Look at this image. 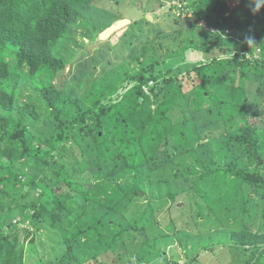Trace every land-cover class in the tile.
<instances>
[{
  "label": "trees",
  "instance_id": "trees-1",
  "mask_svg": "<svg viewBox=\"0 0 264 264\" xmlns=\"http://www.w3.org/2000/svg\"><path fill=\"white\" fill-rule=\"evenodd\" d=\"M179 2L175 26L135 35L95 78L87 18L105 26L143 0H0V264H124L117 248L137 242V264H175L158 245L189 225L171 213L185 196L198 218L237 224L232 264H264V6ZM187 51L204 59L173 73Z\"/></svg>",
  "mask_w": 264,
  "mask_h": 264
},
{
  "label": "rangeland",
  "instance_id": "rangeland-1",
  "mask_svg": "<svg viewBox=\"0 0 264 264\" xmlns=\"http://www.w3.org/2000/svg\"><path fill=\"white\" fill-rule=\"evenodd\" d=\"M163 1V2H162ZM143 0V4L147 7L146 14L151 15V20L144 21L143 18H145V15L142 17L141 13L136 12L137 8L130 9L128 7L123 8V16L124 17H116L114 20L107 22L105 26L100 25L99 20L96 22L93 18H87L88 21H86L88 25V29L90 30L93 26L96 27V30L91 32L92 35H94L93 39H85L84 43H92L93 51L91 52L90 56H82L80 53H77L76 56L73 59L74 64H78V60L80 59L79 56H82V62L83 60L86 61L90 66V73L93 74L94 68H97V71H94L95 78H98L100 75V70L102 68L109 67L111 65H119L118 61L121 58H124L123 55L126 52V46H132L139 42L135 35H143V38L149 34H152V32L156 29H165L169 30L171 25H174V13L173 9L169 8L170 4L172 2L175 3L179 2L180 0ZM234 4H231V7H234ZM91 7V6H89ZM86 10V9H84ZM144 11V10H143ZM142 11V14L144 13ZM97 15V14H96ZM95 14L93 15L96 16ZM189 15V14H188ZM140 16V17H139ZM131 17V19H130ZM139 17V18H138ZM187 17L186 14L182 15V18H179V21L181 22L180 25H184V23H187ZM99 19V17H97ZM101 19V18H100ZM113 19V18H112ZM102 20V19H101ZM134 20V21H133ZM203 21H201L202 23ZM91 26V27H90ZM75 39L78 44L82 42V34L81 31L75 30ZM130 40V44H129ZM202 57V59H200ZM203 54L197 53L193 51L191 53L190 51H187L185 53L184 59L175 58L176 65L174 67L173 73L180 72V70H185L187 67L192 66L194 64H197L198 62H201L203 60ZM198 60V61H196ZM201 60V61H200ZM125 64L128 63L127 59L124 61ZM133 68V67H130ZM116 72H117V68ZM181 71V72H182ZM96 72V73H95ZM64 76L57 77L54 81H60ZM114 79V77H113ZM116 79L113 80V82ZM106 83H111L110 80L105 81ZM152 83V82H150ZM125 84V83H124ZM123 84V86H124ZM257 83H254V86H256ZM69 85H66L67 88ZM23 92L28 93L30 95L34 94V86L32 84H29L28 81L22 86H20ZM253 91H255L258 96L263 98V106H264V85L261 86V90L257 91V88L253 87ZM119 91H123V87L121 86ZM114 96V95H113ZM259 110H262V106L259 108ZM261 116H264V113L261 114ZM220 126L223 127L222 124ZM214 133L222 130L221 128L214 127ZM89 165V169L94 171V167L92 164L87 162ZM127 178L129 179V176L122 177L119 179L120 184H124L127 181ZM208 186V185H207ZM206 187V186H204ZM205 189V188H204ZM209 188L205 189L208 190ZM163 192V191H161ZM200 199H191L192 202H188L189 197L183 198V201L178 203L177 205H182L185 202L184 209L182 211H176L171 212L174 216L175 214L181 221L185 220L189 223V225L186 228H180L178 231H176V235L173 234L174 241L168 245H164L163 243H159V247L161 249L165 250V254L167 255L170 262L175 260L173 253H177L180 255V258L176 261L175 264H182L183 259L182 254L185 251V246L187 248L186 255L192 257L195 252H199V256L197 260H195L192 264H232L235 263L236 256L239 255L237 252H231L230 249V230L231 228L237 227V224L233 222L232 218H229L228 221H226V224L223 225L224 221L219 222V220L216 219V217L212 216L210 214L207 216L206 214H203L201 217L198 218L196 216V213L200 209ZM203 200V199H202ZM205 201V200H204ZM239 202H237L238 204ZM170 203L168 204V206ZM182 207V206H180ZM239 207V205L237 206ZM226 210V211H225ZM223 210L225 213L228 212L227 209ZM226 215V214H225ZM160 221L165 219V211H161L159 213ZM227 217V216H226ZM171 218V216L168 217ZM172 218H174L172 216ZM193 218V221H191ZM175 219V218H174ZM189 220V221H188ZM195 220V221H194ZM224 220V219H223ZM176 222V220L174 221ZM193 222V223H192ZM257 222H254L252 224V231H255ZM162 225V224H161ZM171 224H169L170 226ZM230 225V226H229ZM234 226V227H233ZM152 227V226H151ZM152 230L150 228H147L146 231L142 235H139L143 238H148L153 234L150 235L149 231ZM165 231V230H164ZM168 232V231H167ZM159 233V231H158ZM181 242H180V241ZM187 242V244H185ZM139 243H135L131 246H123L120 245L117 248L116 256L118 258H121L124 262V264H137V261L135 260L134 256L132 255L135 251V245H138ZM208 248V249H205ZM184 250V251H183ZM185 253V252H184ZM185 254H183L184 256Z\"/></svg>",
  "mask_w": 264,
  "mask_h": 264
},
{
  "label": "clouds",
  "instance_id": "clouds-1",
  "mask_svg": "<svg viewBox=\"0 0 264 264\" xmlns=\"http://www.w3.org/2000/svg\"><path fill=\"white\" fill-rule=\"evenodd\" d=\"M256 5H260V6H264V0H255ZM249 42H251L250 38H249Z\"/></svg>",
  "mask_w": 264,
  "mask_h": 264
},
{
  "label": "water",
  "instance_id": "water-1",
  "mask_svg": "<svg viewBox=\"0 0 264 264\" xmlns=\"http://www.w3.org/2000/svg\"><path fill=\"white\" fill-rule=\"evenodd\" d=\"M145 18L148 19V20H151V15L146 14V15H145Z\"/></svg>",
  "mask_w": 264,
  "mask_h": 264
},
{
  "label": "built area",
  "instance_id": "built-area-1",
  "mask_svg": "<svg viewBox=\"0 0 264 264\" xmlns=\"http://www.w3.org/2000/svg\"><path fill=\"white\" fill-rule=\"evenodd\" d=\"M179 3H180V2H176V1H175V3H174V2H172L171 4H179Z\"/></svg>",
  "mask_w": 264,
  "mask_h": 264
},
{
  "label": "crops",
  "instance_id": "crops-1",
  "mask_svg": "<svg viewBox=\"0 0 264 264\" xmlns=\"http://www.w3.org/2000/svg\"><path fill=\"white\" fill-rule=\"evenodd\" d=\"M161 1H162V0H161ZM162 2H163V1H162ZM145 11H146V10H145ZM145 11H143V12H145ZM141 15H142V12H141ZM144 15H145V14H144ZM139 17H140V16H139ZM139 17H138V18H139Z\"/></svg>",
  "mask_w": 264,
  "mask_h": 264
}]
</instances>
